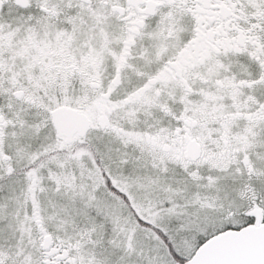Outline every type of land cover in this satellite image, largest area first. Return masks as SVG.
Instances as JSON below:
<instances>
[{
	"label": "snow or ice",
	"instance_id": "obj_1",
	"mask_svg": "<svg viewBox=\"0 0 264 264\" xmlns=\"http://www.w3.org/2000/svg\"><path fill=\"white\" fill-rule=\"evenodd\" d=\"M0 264H264V0H0Z\"/></svg>",
	"mask_w": 264,
	"mask_h": 264
}]
</instances>
